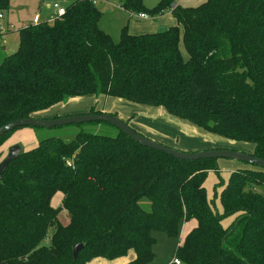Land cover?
I'll use <instances>...</instances> for the list:
<instances>
[{"label": "trees", "instance_id": "1", "mask_svg": "<svg viewBox=\"0 0 264 264\" xmlns=\"http://www.w3.org/2000/svg\"><path fill=\"white\" fill-rule=\"evenodd\" d=\"M172 4L159 0L146 9L143 0H119L132 15L152 18L167 9L175 25L130 33L124 24L117 41L99 27L92 0L21 26L15 50L0 62V127L57 118L52 110L69 99L101 95L160 108L226 143H246L251 149L242 151L264 159V0ZM8 9L0 0V13ZM100 112L90 105L81 113ZM83 124L111 126H55L75 128L73 138H39L2 171L0 264H89L129 250L134 258L126 264H144L154 257L152 232L175 237L188 221L195 225L176 249L181 264H264V169L240 162L229 172L218 211L204 186L218 159L180 160L113 126L111 134ZM61 209L67 223L58 219Z\"/></svg>", "mask_w": 264, "mask_h": 264}, {"label": "rangeland", "instance_id": "2", "mask_svg": "<svg viewBox=\"0 0 264 264\" xmlns=\"http://www.w3.org/2000/svg\"><path fill=\"white\" fill-rule=\"evenodd\" d=\"M11 8L8 10L2 11V17H6L14 13V17L17 18L15 21H12L8 24V27H13L19 29L21 23L18 19L21 18L22 15H26L27 11H34L39 8L37 13H40V18H46L49 15L53 14L54 9L52 7L53 3H57L61 7H66L70 5L75 0H43V2L39 5L40 0H8ZM96 2L97 7L101 11V17L98 21V25L101 29L106 31L114 41L118 40L120 28L126 24L128 21V29H131L132 24L138 21H134L132 19L128 20V14L124 12L119 5V0H93ZM159 0H143L144 7L146 9H151ZM203 0H174L181 7H190L196 6L200 4ZM18 14V15H17ZM3 17V18H4ZM151 18V17H150ZM159 18L163 23H165L166 27L175 25L174 19L171 20V16L169 11L166 9L162 11L160 14H157L152 17V19ZM2 19H0L1 21ZM138 28L141 30L139 25ZM137 28V27H136ZM157 28L155 29V32ZM14 37L17 38V33H14ZM10 46L7 47V50L4 52V55L7 56L12 53L14 50L9 49ZM10 50V52H8ZM184 54V53H183ZM3 59V54L0 48V62ZM91 106H94V109L97 111H109L114 110V107L122 108V113L125 115H131L134 113H141L142 110H138V105L127 102L120 98H105L101 95L96 97H84L78 99H69L66 103L61 104L60 106L54 107L52 112H56L55 115H68L70 113H81L86 111ZM124 105H127L125 107ZM81 111V112H80ZM51 112V111H48ZM113 112V111H111ZM50 114V113H48ZM120 117L119 115H117ZM139 116V115H137ZM121 118V117H120ZM170 120L165 121V123H161L162 119L157 120L156 127L159 131L168 132L171 134H176L178 136H187L188 138L194 139L195 146L198 145V150H205L209 147L212 148H230L232 146L237 147L238 149H244L248 151L251 149L250 145L242 142H228L226 143L224 140L218 139L217 136H213L211 134H207L204 131L197 129L200 136L193 130V127L189 125L188 122L182 121L179 119H173L168 117ZM122 119V118H121ZM132 119V118H131ZM124 120V119H123ZM129 125V124H128ZM101 125L95 126L94 124H83L82 127L86 130L95 131V132H108L113 134L115 129L113 127H100ZM131 126V125H130ZM153 129V128H152ZM75 128H60V127H50V128H31V127H21L14 130L0 145V160L5 156L8 148L12 145H19L21 151L28 150L37 145L39 138L47 137V136H57L63 140H70L73 138ZM158 132V130H154ZM179 132V133H178ZM207 134V135H206ZM210 135V136H208ZM243 150V151H244ZM189 151V150H185ZM221 160V159H219ZM227 161V160H223ZM229 162V161H228ZM241 164V163H239ZM242 165V164H241ZM228 169L229 167L222 165L221 163H217V170H210L207 173V176L204 180V186L206 189L207 197L210 199L212 206L220 211V203L218 199V193L221 189V183H225L228 178ZM62 195L60 192H55L51 198V204L54 207H58L61 202ZM58 219L62 223H67L68 217L66 211L61 209L58 213ZM189 222V221H188ZM182 223V229L179 230L177 236L170 237L161 231L152 232V236L155 239V243L153 246L154 257L151 261L144 264H170L171 260L174 256H176V249L180 245L184 233L188 228L190 222ZM134 258L133 250H129L125 256L117 258V259H103V258H94L89 264H126L130 260Z\"/></svg>", "mask_w": 264, "mask_h": 264}, {"label": "water", "instance_id": "3", "mask_svg": "<svg viewBox=\"0 0 264 264\" xmlns=\"http://www.w3.org/2000/svg\"><path fill=\"white\" fill-rule=\"evenodd\" d=\"M163 29L164 27H160L157 29V31H161ZM94 121H101L108 123L114 126L115 128H117L118 130L122 131L125 135H127L136 143L145 147L153 148L155 150L164 152L180 160H197V159H205V158H214L218 160L225 159V160H233L241 163H246L264 169L263 158L254 156L253 154L244 152L242 150L213 148V149H205L198 151H182L163 145L158 141L147 138L137 133L128 124H126L120 117L108 112L78 113L67 116H60L57 118H41V117L19 118L2 125L0 127V137L6 132L11 131L17 127L50 128L55 126L80 124V123L94 122ZM20 152H21V148L17 144L12 145L8 148L5 156L0 160V180L4 168L11 160L15 159L20 154ZM81 247H82L81 243H77L73 246L72 248L73 258H76L77 253L81 249Z\"/></svg>", "mask_w": 264, "mask_h": 264}, {"label": "crops", "instance_id": "4", "mask_svg": "<svg viewBox=\"0 0 264 264\" xmlns=\"http://www.w3.org/2000/svg\"><path fill=\"white\" fill-rule=\"evenodd\" d=\"M42 2L43 0H40L38 4L40 5ZM174 4H177V3L174 2ZM10 8L11 6H9V9ZM38 11H39V8L37 9V11L36 10H34L33 12L27 11L26 15H22L21 18L18 19L20 22H22L21 26H24L26 24H34L42 20H47L48 17L50 16L49 15L48 17L41 19L40 13H37ZM127 14H128V20L132 19L134 21H138L132 24L133 26H131V29L130 28L128 29L130 33L155 32L156 28L158 29L160 27H166L165 23H163L161 19L159 18H155V19H152L150 17L138 18L132 14H129V13ZM169 14L171 16L170 12ZM3 17L0 18L2 19L0 21V48H1V51L4 57L5 56L4 52L7 50L8 46H10L9 47L10 50H15L16 48L17 38L14 37V33H16L15 31L17 29L15 30V28L13 27H8V24L12 21H15L18 17L15 18L14 13L7 15L4 18ZM171 20H173V18H171ZM126 24L128 25V21H126ZM137 25H139L141 30L138 28ZM10 50L8 52H10ZM124 106L127 107V105H124ZM121 110L122 108L114 107V110H109L107 112L113 111L112 113H115L119 115L122 119L127 120L130 117V115H127L126 113L125 115H123L122 113L120 114V112H122ZM138 110L140 111L142 110L143 112L134 113L135 114L134 117L132 119L131 118L128 119L129 126L131 125V127L135 129L136 131L141 132L150 138L159 140L163 142L164 144H167L179 150L194 151L199 148L198 145L195 146L194 139L190 137L188 138L187 136H178L176 134L159 131V129L156 127L158 119H162V121H160L162 124L165 123V121L170 120L168 117H171L172 120L175 119L172 116H169L164 110L160 108L147 107V106H138ZM154 130H158V132ZM193 130L200 136L196 128L193 127ZM223 160L224 159L218 160L217 163H221L222 165L229 167L228 174L229 172L241 166V164H239L240 162L233 161V160H227V161H223ZM189 222L190 224L184 234H186L188 230H190L195 225L194 221H189ZM226 222L227 221H225V223Z\"/></svg>", "mask_w": 264, "mask_h": 264}, {"label": "built area", "instance_id": "5", "mask_svg": "<svg viewBox=\"0 0 264 264\" xmlns=\"http://www.w3.org/2000/svg\"><path fill=\"white\" fill-rule=\"evenodd\" d=\"M175 4H172L171 6H174ZM53 9H54V12L53 14H51L49 17H48V21H51L53 20L55 17L57 16H60L64 13V8L59 6L57 3H53L52 5ZM138 18H147L149 17L147 14L145 13H139V14H136L134 15ZM2 17V13H0V18ZM170 264H181V260L177 257V256H174L173 259L171 260V263Z\"/></svg>", "mask_w": 264, "mask_h": 264}]
</instances>
